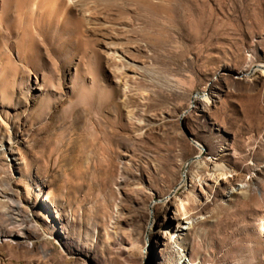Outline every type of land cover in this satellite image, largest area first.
<instances>
[{"label":"rangeland","instance_id":"1","mask_svg":"<svg viewBox=\"0 0 264 264\" xmlns=\"http://www.w3.org/2000/svg\"><path fill=\"white\" fill-rule=\"evenodd\" d=\"M0 264H264V0H0Z\"/></svg>","mask_w":264,"mask_h":264},{"label":"bare ground","instance_id":"2","mask_svg":"<svg viewBox=\"0 0 264 264\" xmlns=\"http://www.w3.org/2000/svg\"><path fill=\"white\" fill-rule=\"evenodd\" d=\"M206 101H207V98H206ZM196 107H194L193 109L191 108V107H189L188 108V110H187V114H190L191 112H193L194 111V109H195ZM201 153V152H200ZM199 153V154H200ZM199 159H200V156H197V157H195L194 159H193V161H189L187 164H186V166H185V168L187 169L188 167H189V165L193 162H197V164H200L201 162L199 161ZM216 170L217 171H219V174L218 175H212V177H213V179L214 180H218L219 178L221 179V178H223L224 176H225V173H227L226 171H227V169H226V167L225 166H219V165H216ZM185 181V180H184ZM184 181L182 182V183H184ZM153 210V209H152ZM175 213L176 214H178V211L176 210L175 211ZM166 234L168 235V236H171L170 235V233H169V230L168 231H166ZM173 235V234H172Z\"/></svg>","mask_w":264,"mask_h":264},{"label":"water","instance_id":"3","mask_svg":"<svg viewBox=\"0 0 264 264\" xmlns=\"http://www.w3.org/2000/svg\"><path fill=\"white\" fill-rule=\"evenodd\" d=\"M260 68H261L260 66H256V67H254V68L252 69V71L250 72V74L253 73L256 69H260Z\"/></svg>","mask_w":264,"mask_h":264}]
</instances>
